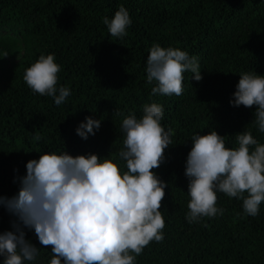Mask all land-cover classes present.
I'll return each instance as SVG.
<instances>
[{
  "label": "trees",
  "instance_id": "1",
  "mask_svg": "<svg viewBox=\"0 0 264 264\" xmlns=\"http://www.w3.org/2000/svg\"><path fill=\"white\" fill-rule=\"evenodd\" d=\"M121 5L132 23L118 38L103 18L112 19ZM154 44L198 57L203 79L185 72L181 95H153L156 82L148 83L146 66ZM42 54L55 56L58 87L71 91L59 106L23 80ZM244 72L264 76V0H0V195H16L26 164L48 152L114 158L126 170L118 155L122 121L130 113L141 118L143 106L155 102L164 109L162 126L174 132L164 163L153 170L168 185L160 209L164 239L150 242L135 264H264V202L252 217L242 200L217 193L223 215L186 219L185 167L194 135L215 130L236 148V134L251 130L264 143L252 125L256 107L230 103ZM86 117L101 127L84 140L76 129ZM36 131L42 140H33ZM15 220L0 207V232L12 231ZM24 231L40 253L26 264H49L51 246Z\"/></svg>",
  "mask_w": 264,
  "mask_h": 264
},
{
  "label": "clouds",
  "instance_id": "2",
  "mask_svg": "<svg viewBox=\"0 0 264 264\" xmlns=\"http://www.w3.org/2000/svg\"><path fill=\"white\" fill-rule=\"evenodd\" d=\"M103 23L113 37L123 38L132 20L121 5ZM60 71L53 54H42L27 68L23 80L33 93L52 97L59 106L71 95L70 88L58 87ZM146 72L148 83L156 82L153 95H181L185 72L198 82L203 79L198 57L159 44L150 49ZM240 77L230 103L255 106L252 125L264 133V76L244 72ZM163 115V106L153 102L143 106L141 118L130 113L123 119L125 138L118 155L126 170L114 158L96 154L48 152L30 160L18 193L11 198L0 195V207L16 217L12 231L0 232L3 264L37 259L39 249L26 239L25 228L34 230L40 245L51 246L49 264H135L150 242H162L165 220L160 209L168 185L153 170L164 163L174 135L162 126ZM100 127L101 121L86 117L76 133L87 140ZM42 139L36 131L33 140ZM191 142L185 167L191 198L187 221L223 215L217 193L242 200L244 214L257 216L264 202V143L251 130L236 134V148L227 147L225 137L215 130L194 135Z\"/></svg>",
  "mask_w": 264,
  "mask_h": 264
}]
</instances>
